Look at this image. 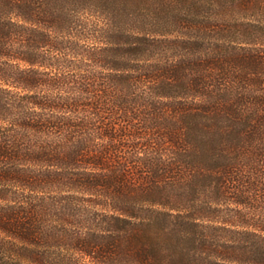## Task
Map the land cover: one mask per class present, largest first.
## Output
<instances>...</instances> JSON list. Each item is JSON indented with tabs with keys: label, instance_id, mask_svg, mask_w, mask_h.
Instances as JSON below:
<instances>
[{
	"label": "trees",
	"instance_id": "obj_1",
	"mask_svg": "<svg viewBox=\"0 0 264 264\" xmlns=\"http://www.w3.org/2000/svg\"><path fill=\"white\" fill-rule=\"evenodd\" d=\"M0 264H264V0H0Z\"/></svg>",
	"mask_w": 264,
	"mask_h": 264
}]
</instances>
